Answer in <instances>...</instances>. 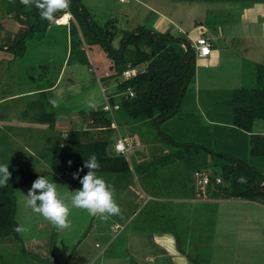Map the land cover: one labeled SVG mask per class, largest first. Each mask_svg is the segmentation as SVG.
Here are the masks:
<instances>
[{
	"label": "rangeland",
	"instance_id": "rangeland-1",
	"mask_svg": "<svg viewBox=\"0 0 264 264\" xmlns=\"http://www.w3.org/2000/svg\"><path fill=\"white\" fill-rule=\"evenodd\" d=\"M124 1L79 0L92 10L94 21L99 25L111 16L126 14L123 19L117 18L119 15L115 18L123 30H132L139 24L154 32L151 24L156 17L149 12L145 19L146 10L141 7L149 4L174 18L182 30L180 33L174 29V37L187 38L186 35L192 33L198 36L197 22L206 26L207 31H212V22L226 31V23L230 21L224 11L209 13L210 6L189 0H174L175 3L171 0ZM9 5L8 0H0L1 8ZM128 6H136L137 10L131 7L133 9L126 11ZM107 7L114 8L116 14L107 15ZM5 14L0 10L1 33L19 34L17 20ZM26 28L29 27H23ZM67 29L49 22L47 27L27 33L21 57L8 67L7 63L0 65V98L15 90L25 93L19 99H5L0 103V164L8 163L9 171L12 165L20 164L30 177L29 183L16 190V220L19 226L28 228L19 235L26 253L20 251L21 244L2 243L0 264H264L262 204L238 199L195 200L191 196L196 169L219 172V168L213 166L218 158L205 153L204 148L217 154H234L264 175V158L248 157L244 135L230 129L228 102L234 89L255 85L256 65L264 62V30L248 26L247 31L254 34L253 38L234 43L221 39L220 67L205 68L204 61L196 58L195 77L188 85L178 114L160 124V131L177 144L202 146L201 151H192L191 156L145 178L137 170L129 176H117L120 183L116 181L112 186L123 218L111 217L103 222L84 210L72 208L71 227L58 231L26 206L25 195L36 175H42L55 182L60 196L70 203L73 192L82 187L79 179L84 175L79 174L74 179L72 174L63 177L50 171L51 141L58 131L29 121L31 114L27 108L32 96L28 94L40 85L39 76L43 80L44 77L54 80L62 67L58 88L53 93L54 99L59 101L54 111L59 121L77 124L78 112L87 110L90 99L101 108L103 78L110 65L106 53L95 47L87 55V64L76 62L66 66L70 49ZM256 38L259 41L255 42ZM189 42L193 46V42ZM3 50L6 48L0 47V51ZM2 54L1 59H9ZM134 55V52H125V56ZM40 65H47L49 69L44 73L38 68ZM24 111L28 114L22 116ZM113 114L121 137L127 138L133 164L183 149L161 140L150 121L134 123L122 112ZM211 119L213 124L209 122ZM64 124L63 127L68 126ZM253 132L264 134V121L256 122ZM130 133L134 136H128ZM98 175L105 181L115 177ZM115 227L120 228L118 234L111 231ZM164 239L171 240V250L164 249Z\"/></svg>",
	"mask_w": 264,
	"mask_h": 264
},
{
	"label": "trees",
	"instance_id": "trees-1",
	"mask_svg": "<svg viewBox=\"0 0 264 264\" xmlns=\"http://www.w3.org/2000/svg\"><path fill=\"white\" fill-rule=\"evenodd\" d=\"M8 1L10 5L0 7V10H4L6 16L10 15L13 20H17L19 34H16L12 43H7L0 25V47H6L7 51L12 53L13 58L10 60L14 62L23 54L26 34L33 33L43 26L47 27L49 22L40 17L37 9L26 8L20 0ZM70 11L73 20L69 25L70 49L65 65L76 62L87 64V55L95 47H100L106 53L110 65L106 77L103 78L104 102L101 108L79 111L77 124L63 119L59 121L50 103V100L54 99V89L58 86L56 80L62 67L54 80H47L45 77L43 80V77L39 76V80H42L40 85L34 93L28 94L32 96L27 108L31 114L29 121L58 131L51 141L50 171L63 177L73 175L82 168L90 155L95 154L100 163L98 174L115 176L107 181L113 185L116 181L120 183L117 176H129L137 170L145 178L152 173L154 175L160 168L191 156L192 151L197 153L201 151L202 146L179 145L175 139L167 137L160 131V124L167 123L178 114L188 85L195 77L196 58L190 40L181 36L173 37L167 33L147 31L139 24L132 30H123L115 18H110L103 25H99L79 0H71ZM59 15L61 13L57 14V18ZM22 26L29 28L25 30L21 28ZM126 51L134 52L135 55L125 56ZM127 67L138 71L135 76L125 79L123 71ZM38 68L44 73L49 69L47 65H40ZM255 71V85L250 88L234 89L228 102L231 109V131L244 135L246 143L244 150L247 156L257 159L264 158V134L253 132L254 124L264 121V62L257 64ZM129 92L133 96H129ZM106 103L111 106L118 105L119 109L115 112H122L134 123L141 120L150 121L157 129L161 140L183 149L173 153H165L163 150L162 155H156L155 158L153 156L151 161L133 164L129 153L123 155L114 151V144L121 135L119 124L116 129L111 127L112 119H115L114 114L111 117L102 109ZM24 114L25 111L22 112V116ZM64 123L68 126L63 127ZM128 136L134 135L130 133ZM121 138L127 139L123 136ZM202 150L218 158L217 164L213 166L219 168V172L212 170L208 172V169L194 171V174L201 172L208 175L209 181L205 187L207 201L238 199L259 202L264 206V175L261 172L234 154H217L206 148ZM87 171L85 168L79 171V174L85 175ZM10 172L12 175L8 185L0 187V245L21 244L20 251L26 253L20 233L14 231L19 226L16 220V190L29 183L30 177L26 168L20 164L12 165ZM193 179L191 196L201 200L196 197L198 190L195 175ZM217 179L219 183L216 182ZM119 230L118 227L111 229L116 234L120 232Z\"/></svg>",
	"mask_w": 264,
	"mask_h": 264
},
{
	"label": "clouds",
	"instance_id": "clouds-1",
	"mask_svg": "<svg viewBox=\"0 0 264 264\" xmlns=\"http://www.w3.org/2000/svg\"><path fill=\"white\" fill-rule=\"evenodd\" d=\"M20 3L28 9H37L40 17L48 22H59L62 17L69 20L72 16L70 11L71 0H20ZM58 13H61V15L57 18ZM199 38L207 39L205 37ZM197 39L194 40L192 46L195 58L205 59L211 54V44L210 54L207 57L200 58L197 56L195 50V41ZM205 67H207V65H205ZM128 68L130 67H127L126 69ZM131 69L136 70V72L138 71L135 68ZM50 103L53 107L59 106V101L56 99L50 100ZM86 106L88 110H96L98 107L94 99H90ZM119 139L123 141L127 153H129V143L127 139L124 140L121 137H118V140ZM116 143L114 144V151L117 154L125 155L124 153L115 150ZM68 163L70 165L71 161ZM85 168L88 170L87 173L79 179L82 187L73 192L70 203L66 202L60 196L55 182L46 176L39 175L32 182L31 188L27 195H25L26 206L29 207L33 213L42 216L58 231H63L71 227L69 216L72 208L84 210L89 216L97 217L103 222L108 221L111 217L123 218L122 209L115 199V188L108 184L102 176L98 175L100 163L95 154L90 155L89 158L84 161L82 168L78 169L76 173H73V178H77L79 176V171H82ZM11 175L12 173L9 171L8 163L0 164V187H6L8 185ZM242 180L243 178H241V181ZM200 199L208 200L207 198ZM14 231L17 233H24L28 231V228L18 226Z\"/></svg>",
	"mask_w": 264,
	"mask_h": 264
},
{
	"label": "crops",
	"instance_id": "crops-1",
	"mask_svg": "<svg viewBox=\"0 0 264 264\" xmlns=\"http://www.w3.org/2000/svg\"><path fill=\"white\" fill-rule=\"evenodd\" d=\"M132 1L136 2L138 0H132ZM171 1H173L175 3L174 0H171ZM182 1H185V0H181V2ZM189 1H191V3H193V4H198V3L205 4V5H201V6H210V8L208 10L209 13H211V12L215 13L214 11H217V12L220 11V13H222V11H224V13H226V15H227V18L230 20V21H228L229 23L228 22L226 23L227 24L226 26H228L226 31L223 30L222 28L218 27L213 22H212V24H213L212 25L213 26L212 31H207L206 26L197 22L196 25H197V28H199V33H198L199 35L194 36V33H192L190 36L186 35V37L192 42H194V40L199 38V37H205L209 40V42L211 44L210 56H208L205 59H199V60L204 61V67H205V65L220 67V51H221V48H220L219 42L221 39H223L225 41H229L231 43H234V42H241L246 37L247 38H249V37L253 38L254 34L253 33L250 34V32L247 31L248 26H254V27L259 26L262 30H264V0H189ZM119 2L125 3L124 0H119ZM171 6H173V5L171 4ZM221 6H227V7L224 9ZM233 6H235V7L233 8ZM131 7L135 8L134 10H137L136 6H128L126 11L133 9ZM141 7L146 10L145 16H144L145 19L149 16L148 15L149 12L156 17L155 20L151 24L152 30H155V32L161 33V34L167 33L170 36H173L174 29H176L177 32H180V33L182 32V30L178 27V25L175 22L173 17H170L168 14L159 11L158 9H156L154 6H152L150 4L148 6L146 5V6H141ZM85 8L92 14V10L89 7H85ZM106 9H107L106 10L107 15L110 13L116 14V11L114 8L107 7ZM126 13H129V12H126ZM237 13H238V15H237ZM118 15H119V17H117ZM93 16H95V14H92V18H94ZM116 17L123 19L127 16H126V14H116L114 17L111 16V18H116ZM72 20H73V18L71 16V18L68 20V22L66 21V18H65L63 20L65 23L55 22V24L59 27H67L68 28L67 31H68V35H69V25H70V22ZM15 24H17V22H15ZM11 27L13 28V26H11ZM23 27L24 26H22L21 28H23ZM202 28H204V29H202ZM241 28H244V29H241ZM4 36L6 38L7 43H12L15 40L16 34L14 35V33L10 34L8 32H4ZM262 39L264 40V35H262ZM254 40H255V42L259 41V39H257V38ZM4 48H6V47H4ZM3 51L6 53L2 54ZM3 51L2 52L0 51V54L9 56L8 57L9 59H5V58L1 59L0 58V65H2L1 62L3 63V65H6V63H7V67H8V65H10V63H13L10 60L13 58L12 53L7 51V48H6V50H3ZM205 68H207V67H205ZM4 70H6V68ZM61 70H62V68H61ZM61 70H60V73H59L57 80H56V86H57V82L59 80V76L61 74ZM57 88H58V86L54 89V91ZM31 92L32 91H30L29 93L32 94L35 92V90H33L32 93ZM23 94H25V93H20L18 91L16 92V90H15L14 93H10L4 98H0V103H1V101L5 100V99H7V100L19 99L20 96H22ZM209 122L214 123L213 119H211ZM163 242L165 245L164 249L165 250H171L170 249L171 240L164 239Z\"/></svg>",
	"mask_w": 264,
	"mask_h": 264
},
{
	"label": "built area",
	"instance_id": "built-area-1",
	"mask_svg": "<svg viewBox=\"0 0 264 264\" xmlns=\"http://www.w3.org/2000/svg\"><path fill=\"white\" fill-rule=\"evenodd\" d=\"M195 50H196V54L198 57L200 58H204L207 57L210 54V43L208 42L207 39L204 38H198L195 41ZM136 70L128 68L123 72L124 78H129V77H133L136 74ZM129 96H133V94L131 92H129ZM103 111L109 113V115L111 117H113V113L118 110V105H114L111 106L110 104L106 103L103 107H102ZM111 127L112 128H116V124L114 119H112V123H111ZM115 150L117 152L120 153H127L125 144L123 143V141L121 139H119L115 145ZM195 180H196V188L198 190L196 197L197 198H206V193H205V187L209 181L208 175L206 173H199L196 172L195 174ZM217 183H219V180H216Z\"/></svg>",
	"mask_w": 264,
	"mask_h": 264
},
{
	"label": "bare ground",
	"instance_id": "bare-ground-1",
	"mask_svg": "<svg viewBox=\"0 0 264 264\" xmlns=\"http://www.w3.org/2000/svg\"><path fill=\"white\" fill-rule=\"evenodd\" d=\"M65 19V17H62L61 19H60V23H65L63 20ZM66 21H67V18H66Z\"/></svg>",
	"mask_w": 264,
	"mask_h": 264
}]
</instances>
